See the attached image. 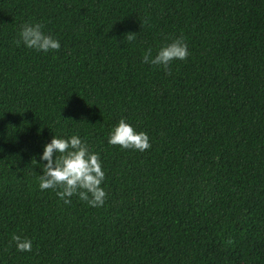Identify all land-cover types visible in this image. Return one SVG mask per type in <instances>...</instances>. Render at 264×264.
<instances>
[{
  "label": "trees",
  "instance_id": "trees-1",
  "mask_svg": "<svg viewBox=\"0 0 264 264\" xmlns=\"http://www.w3.org/2000/svg\"><path fill=\"white\" fill-rule=\"evenodd\" d=\"M25 22L60 48L16 46ZM180 36L185 60L141 63ZM121 117L149 149L106 142ZM73 133L101 207L38 188ZM0 264H264V0H0Z\"/></svg>",
  "mask_w": 264,
  "mask_h": 264
},
{
  "label": "clouds",
  "instance_id": "clouds-1",
  "mask_svg": "<svg viewBox=\"0 0 264 264\" xmlns=\"http://www.w3.org/2000/svg\"><path fill=\"white\" fill-rule=\"evenodd\" d=\"M132 38L131 35L128 36V40ZM14 43L16 46L22 44L24 48L40 53L60 48L59 40L44 31L42 22H25L20 25ZM188 56V45L180 36L162 44L154 55L151 49L145 51L141 56V63L166 70L172 61H183ZM106 142L119 146L121 150L143 152L151 147L147 133L135 130L123 117L110 128ZM39 160L44 162L40 165L41 173L37 177L38 188L41 191L52 189L64 204H69L71 202L69 198L75 195L89 207L103 206L106 192L101 185L105 180V172L98 153L91 151L80 135L76 133L66 137L52 135L43 145ZM32 161L36 163L35 157ZM11 241L18 252L32 250L31 238L13 234Z\"/></svg>",
  "mask_w": 264,
  "mask_h": 264
}]
</instances>
